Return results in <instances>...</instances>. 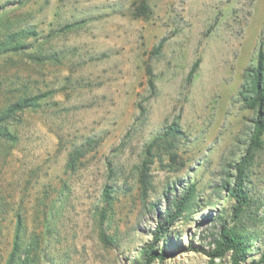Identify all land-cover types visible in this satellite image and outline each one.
<instances>
[{
  "label": "rangeland",
  "instance_id": "rangeland-1",
  "mask_svg": "<svg viewBox=\"0 0 264 264\" xmlns=\"http://www.w3.org/2000/svg\"><path fill=\"white\" fill-rule=\"evenodd\" d=\"M261 45L264 0H0V111L43 95L1 121L0 264L16 221L26 264H133L191 182L200 205L170 227L154 264H208L186 247L210 246L204 217L227 205L221 184L254 115L238 90ZM262 138L250 202L229 222L248 241L244 264L264 260Z\"/></svg>",
  "mask_w": 264,
  "mask_h": 264
},
{
  "label": "trees",
  "instance_id": "trees-1",
  "mask_svg": "<svg viewBox=\"0 0 264 264\" xmlns=\"http://www.w3.org/2000/svg\"><path fill=\"white\" fill-rule=\"evenodd\" d=\"M147 6L142 2L139 13H145ZM254 63L246 68L243 73V79L238 90V96L244 107L253 112L251 125L249 128L248 139L241 156L233 161V173L221 184L225 194L222 199H227V205L217 206L215 216L204 217V221L213 224L210 246L205 249L198 246H187L190 251H200L208 257V264H216V259L222 260L227 257L230 264H244L248 256V241L245 236L233 226L230 221L238 218L250 202L248 173L252 164L255 152L263 145L264 135V47L261 45L252 57ZM197 66L195 62L189 72L191 74ZM150 86H153L151 79ZM42 94L23 96L17 98L14 102L5 106L0 111V132H9L7 128L1 125L7 117H10L16 110H25L34 107L40 101ZM174 132L172 128L165 132L170 134ZM149 151V147L147 148ZM151 160L145 158L139 168V181L142 183V193H145V181L148 176V164ZM108 187L105 185L103 198L106 200ZM196 182L183 183L180 192L166 201L164 209L158 214L154 227L148 230L150 239L146 240L139 248V255L133 259V264H154L155 261L162 260L168 255L166 243L169 240L170 227L178 220L188 217L189 213L197 210L200 202L198 201ZM229 201V202H228ZM210 203V202H209ZM106 205V204H105ZM211 205V204H210ZM105 206L98 211L100 221L104 219ZM198 224V222H197ZM19 221H16L13 233L11 248L3 264H26L25 255L21 247L18 229ZM101 238L106 241L104 233L100 232ZM264 262L263 258L250 262L249 264H260Z\"/></svg>",
  "mask_w": 264,
  "mask_h": 264
}]
</instances>
